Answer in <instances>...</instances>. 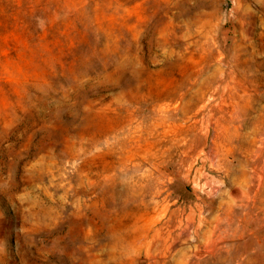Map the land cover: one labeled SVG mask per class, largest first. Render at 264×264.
I'll return each mask as SVG.
<instances>
[{
	"label": "rangeland",
	"instance_id": "1",
	"mask_svg": "<svg viewBox=\"0 0 264 264\" xmlns=\"http://www.w3.org/2000/svg\"><path fill=\"white\" fill-rule=\"evenodd\" d=\"M0 264H264V0H0Z\"/></svg>",
	"mask_w": 264,
	"mask_h": 264
},
{
	"label": "bare ground",
	"instance_id": "2",
	"mask_svg": "<svg viewBox=\"0 0 264 264\" xmlns=\"http://www.w3.org/2000/svg\"><path fill=\"white\" fill-rule=\"evenodd\" d=\"M134 173H135V171H134ZM172 183V182H171Z\"/></svg>",
	"mask_w": 264,
	"mask_h": 264
}]
</instances>
